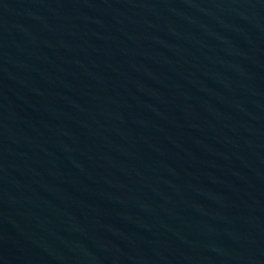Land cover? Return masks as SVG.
Here are the masks:
<instances>
[{"label": "water", "instance_id": "95a60500", "mask_svg": "<svg viewBox=\"0 0 264 264\" xmlns=\"http://www.w3.org/2000/svg\"><path fill=\"white\" fill-rule=\"evenodd\" d=\"M0 264H264V0H0Z\"/></svg>", "mask_w": 264, "mask_h": 264}]
</instances>
